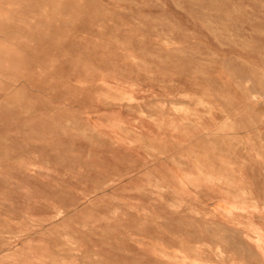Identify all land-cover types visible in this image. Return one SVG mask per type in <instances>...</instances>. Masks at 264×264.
Masks as SVG:
<instances>
[{
  "label": "rangeland",
  "instance_id": "obj_1",
  "mask_svg": "<svg viewBox=\"0 0 264 264\" xmlns=\"http://www.w3.org/2000/svg\"><path fill=\"white\" fill-rule=\"evenodd\" d=\"M0 264H264V0H0Z\"/></svg>",
  "mask_w": 264,
  "mask_h": 264
}]
</instances>
